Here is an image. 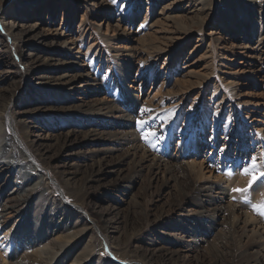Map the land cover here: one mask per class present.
<instances>
[{
    "label": "rangeland",
    "instance_id": "obj_1",
    "mask_svg": "<svg viewBox=\"0 0 264 264\" xmlns=\"http://www.w3.org/2000/svg\"><path fill=\"white\" fill-rule=\"evenodd\" d=\"M172 1L103 0L107 10L97 16L89 0H0V143L15 135L11 156L25 161L8 176L0 210L18 197L14 185L35 193L0 215V264H264L259 243L239 225L220 212L210 221L209 208H195L198 176L148 168L137 175L140 154L123 144L129 128L118 114L130 115L131 133L152 157L203 162L221 178L225 206L264 227V215L252 210L264 204V58L241 64L264 48V0H203L205 11L194 17L183 10L197 8V0ZM163 12L178 17L165 21ZM101 98L118 114L102 109ZM153 131L155 150L141 139ZM243 167L257 177L251 186ZM53 201L63 206L54 209ZM201 215L214 228L188 243ZM63 221L76 226L55 227Z\"/></svg>",
    "mask_w": 264,
    "mask_h": 264
},
{
    "label": "bare ground",
    "instance_id": "obj_2",
    "mask_svg": "<svg viewBox=\"0 0 264 264\" xmlns=\"http://www.w3.org/2000/svg\"><path fill=\"white\" fill-rule=\"evenodd\" d=\"M85 1H88V0H85ZM89 1H90V3L87 2V5L95 7V11L97 10L96 11L97 12V16H98V13H104L107 10L106 9L107 7H106L105 3L103 2V0L101 2L99 0H89ZM178 1L181 2L183 0H174L171 3H178ZM187 1H189V0H187ZM196 2L198 3V7L195 8L194 10H187V9L183 8L184 9L183 12L185 11L186 15H190L189 17L200 16L199 14L202 11H205V9H206V6L203 3V0H197ZM125 5H126V3H125ZM163 11H168L167 6L163 7ZM181 11H182V9H181ZM166 14H167V12H163L162 13V16H163L162 20L164 19L165 21H171L172 17H178V16H168ZM195 18H197V17H195ZM248 18H250V16H248ZM107 19L110 20V16H107ZM119 21H120L119 19L116 20V23L118 24ZM98 27H100V26H98ZM106 27L108 29L111 26H109V24H108V25H106ZM168 27H169V24H168ZM119 28H120V26H119ZM109 30H110V28H109ZM122 32L124 33L125 29L122 28ZM155 34H160V32L156 29ZM263 39H264V36L262 37V40ZM142 40H143L142 38L133 39V41H135V42H140ZM70 43H72V42L70 41ZM70 43L68 42L67 44H70ZM261 43L264 44V40ZM237 47L240 48V46H237ZM246 47H247V45H246ZM242 48H244V47H242ZM261 54H264V48L260 49L259 52L256 51V52L248 53L247 55H245V59L246 60H244V62H242L241 64H243L244 68H245L246 65H247L246 63L250 62L251 60H257V61L258 60H262L264 57H261ZM21 57L30 58V55L29 54H21ZM34 61H35V59L32 62H34ZM125 63H128V61L125 62ZM125 72H126L125 69H124V72L123 71L121 72L124 77H125V74H126ZM259 81L264 83V75L260 76ZM44 83H47L45 85H48V81H46ZM78 88H82V86L80 87V84H79ZM125 88L126 89H131V87L129 85H125ZM132 89L134 90V88H132ZM99 103L101 105V108L105 109L107 111V113H111V115L118 114L117 113L118 111L116 112V110H118V109L116 107H113V105L110 104L111 102L109 103V101L106 100L105 98H101L99 100ZM246 103L248 105H253V106H259L260 105V103H258V101H252V100H247ZM100 116L101 115H99V117ZM115 119L117 121L121 122V123L122 122L126 123L125 124L126 127L129 128L126 131H123L121 133L124 136V143L123 144L124 145L126 144L128 146V150L129 151H127V152H131L130 154L135 156V157H137L140 154L138 156V157H140L139 158L140 161H138L137 164H136L137 165V169H136V174L137 175L141 172L142 169L148 168L150 171H153L154 174L162 173V174H166V175H173V174H175V172H178L179 174H181V177L184 176L183 179L188 178L187 174H189V175L190 174H194V176H198V180L196 182H194V184H193V185H195V188H194L195 190L193 191V193H194L193 197H194V199H196V202L194 203L195 208H197V209H207V208H209L206 211L210 210L212 212L211 213V215H212L211 218H213V219L210 220V221H214L215 216L217 215L218 212H220L221 214H224V216H226L227 218L229 217L234 222L233 226L236 227V224L239 225L240 226L239 228L242 229L243 232L245 233L244 234L245 237L248 240L252 239V237H253L254 240H256L255 242L259 243L258 247L260 248L259 249L260 252H262V251L264 252V227L260 226L258 224V222L254 218H252L249 214L240 212L236 206H234V205H232L230 203L227 204V206H225L226 205V191H225V188L221 184V178L214 177L212 175V172L210 170H208L206 167H204L203 162H196L194 160H185V161H182V162L176 164L174 162H165V161H162V160H159V159H156V158L152 157L150 154H148V153H146L145 151L142 150V148L137 144L136 139L134 138L133 134L131 133L130 125H129V121H128V120H130V115H128V114L127 115H125V114H123V115L120 114L119 115L118 114L115 117ZM263 131H264V128H263ZM1 135H2V131L0 130V137H1ZM5 141L6 142H4V143H0V176L1 177H5L4 183H2L0 185V196L7 189V186L9 184V179H7L8 176L11 173H13L18 168V165H20L22 163L25 164V161L16 160V159H14L11 156V152L13 151V149H11L12 148L11 147V143H15V141H18V140H16L15 135L14 136H10V135L7 136L5 138ZM35 143H36V141H30L31 147L35 148V150L38 151L39 156H36V155L35 156L38 157V160H39L40 163H44L41 151L38 149L39 147L36 146ZM33 157H34V155L31 158L34 159ZM28 170L29 169L27 168L24 171L28 172ZM25 172L21 171V174H23V176H24ZM202 178L204 179V183L203 184H199L200 181L202 180ZM22 181L25 182L26 180L22 179ZM181 184H183V183H181ZM14 186L16 187L17 185H14ZM15 187H14L15 190L13 189L14 190L13 191V195H15V196L18 195V197H15V199L14 200L12 199V201L6 202L5 205H4V208H2L0 210V215L2 214L3 211L16 212L15 210L18 209L20 206H22V204L25 203L28 200V196L32 197L35 194L32 191V189L31 190H27V191H22L23 188H21V186L16 187V188ZM22 187H24V186H22ZM65 190L68 193V195L71 198L74 199V201H78L80 203V206L84 205V203L81 201L82 199L80 198V195L78 194V191H76L74 189L72 190V189H69V188H65ZM58 192H60V194H62L64 196V193L60 190V187H59ZM212 194H215L217 196L215 197ZM202 197L208 198V201L207 202H202V200H201ZM56 203H58V202H56ZM56 203L53 201L54 209H58V207L63 206V204H61V203H58L60 206L59 205L57 206ZM66 209L63 208L62 211L65 213ZM64 213L62 214V216H64ZM66 217L67 216H65V219H66ZM205 218L206 217L201 215L200 218L194 219L195 225H193L194 228H193V230H191L193 235H192V237H190L191 239L188 241V243H195L197 238H199L198 236H202L203 237L204 234H206L208 232H211L213 230L214 225H213L212 222L208 223L207 227H204L202 225L203 223L201 222V220H203V222H204L206 220ZM227 221H229V220H227ZM62 224H64V221H63V223H61V224H59L58 226H55V227H58V229L63 228V230L70 231V230H73L75 228V226H76V222L71 224L70 226H66V224H64V225H62ZM233 231H235V230H233ZM74 232L75 231H73V233ZM249 236L251 238H248ZM69 237H71L70 234H69ZM75 237H77V235ZM243 238H244V236H243ZM86 252L88 253V252H90V250L86 249ZM14 253L15 254L18 253L17 249L14 250ZM147 257H149V256L147 255ZM0 258H1V256H0ZM53 259L54 258H51L48 261V264L53 263L54 262ZM2 261H4V260H2ZM9 264H36V263H26V262L20 261V262L9 263ZM105 264H108V263L105 262ZM253 264H262V260L257 258L256 261Z\"/></svg>",
    "mask_w": 264,
    "mask_h": 264
},
{
    "label": "snow or ice",
    "instance_id": "obj_3",
    "mask_svg": "<svg viewBox=\"0 0 264 264\" xmlns=\"http://www.w3.org/2000/svg\"><path fill=\"white\" fill-rule=\"evenodd\" d=\"M109 2L115 6H119L120 3H121V0H109ZM146 110L145 109H140V112L141 113H144ZM136 126L138 127H143L144 126V122L141 121V120H136ZM141 139L144 140V142L146 144H148L150 147L153 148V150L156 149V145L155 144H152V139H155L157 142H159V137L156 135V133L153 131L151 133H148V134H144L142 133L141 134ZM220 152H223L224 151V147H221L219 149ZM251 168H255L256 167V159L255 157H253L252 159V163L250 165ZM234 171L235 170H230L228 172H223L224 175H227V176H231L232 174H234ZM240 174H243V175H253V178L249 180V186H251L255 179L257 178L254 174L250 173V168L249 167H243L241 170H240ZM261 175H264V173H261ZM234 192H243V191H247L246 189H233ZM252 210L254 213L258 214V215H264V204L262 205H253L252 206Z\"/></svg>",
    "mask_w": 264,
    "mask_h": 264
}]
</instances>
